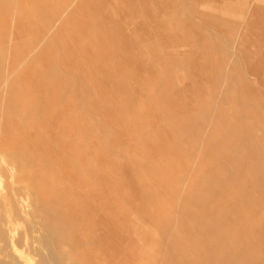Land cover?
Masks as SVG:
<instances>
[{"label": "rangeland", "instance_id": "1", "mask_svg": "<svg viewBox=\"0 0 264 264\" xmlns=\"http://www.w3.org/2000/svg\"><path fill=\"white\" fill-rule=\"evenodd\" d=\"M136 4L149 9L148 36L133 42L141 68L119 74L125 94L108 104L119 110L71 115L84 120L67 121L69 155L54 146L43 192L0 178V264H264V0ZM22 7L0 0V23L13 14L0 49L5 70L16 58L18 87L50 72L38 54L51 48L21 37L16 16L41 35L50 21L35 10V25ZM1 90L0 114L38 120L12 84Z\"/></svg>", "mask_w": 264, "mask_h": 264}, {"label": "crops", "instance_id": "2", "mask_svg": "<svg viewBox=\"0 0 264 264\" xmlns=\"http://www.w3.org/2000/svg\"><path fill=\"white\" fill-rule=\"evenodd\" d=\"M7 1L22 5L23 11L30 16L36 10L50 21L45 33L41 35L29 28L20 16L21 13L16 16V27L21 37H27L30 45L33 42L38 48L48 45L51 49L38 54L50 68L47 77L37 71L33 73L35 77L32 80L24 81L19 87L13 85L12 80L18 73L13 67L16 58L8 62L12 66L8 71L5 70L6 52L0 49V97L5 94L2 87L6 89L12 84L16 100L27 102L29 111L39 112L36 113L38 120L32 117L30 121L17 123L10 122L9 116L5 117L4 113L0 114V178L7 179L8 183L11 177L15 183L27 181L34 188L31 193L43 192L38 189L39 184L45 188L53 184L54 146H62L65 151L71 144L67 138L71 128L76 127L68 126L67 121L72 125L77 119L84 120L72 118L71 115L116 113L119 110L118 103L110 107L108 104L115 95L125 94L122 88H117L119 74L141 68L142 46L133 42L134 39L142 40L148 36V29H144L142 24L149 21V9L146 8L145 12L138 10L136 0H67L68 3L66 0H35L34 10L32 0ZM86 4L92 5V13L87 12L89 9ZM109 10L111 14H108ZM82 13L87 17L77 19ZM12 18L13 14L9 19ZM141 18L147 19L139 23ZM9 19L0 23L4 29L11 27ZM31 22L37 25L35 18ZM91 27L99 33L93 34ZM110 30L114 32L110 33ZM60 46L63 52L52 50ZM28 53L21 65L30 63L31 51ZM11 54L14 56L15 52ZM134 54L139 55L137 60ZM46 80L50 82L45 90L40 82ZM52 106L58 109L50 110ZM55 113H61L62 118ZM44 115L46 119L43 120ZM48 120L52 125L60 122L57 132L49 126ZM91 124L87 131H90ZM97 125L94 122V130ZM65 154L69 155V151H65ZM7 166L11 168L10 173L6 170ZM23 169H31L33 173L24 174Z\"/></svg>", "mask_w": 264, "mask_h": 264}, {"label": "bare ground", "instance_id": "3", "mask_svg": "<svg viewBox=\"0 0 264 264\" xmlns=\"http://www.w3.org/2000/svg\"><path fill=\"white\" fill-rule=\"evenodd\" d=\"M66 2H67V0H66ZM75 2V1H74ZM73 2V3H74ZM68 3V2H67ZM74 7V6H73ZM252 7V6H251ZM73 9V8H72ZM75 9V8H74ZM64 10V9H63ZM64 16V15H63ZM62 20V19H61ZM65 20V19H64ZM62 23V22H61ZM253 25V24H252ZM250 26V25H249ZM254 27V26H253ZM253 29V28H252ZM40 41H42V40H40ZM46 41H47V39H46ZM42 43V42H41ZM41 45V44H40ZM38 49V48H37ZM29 57H30V55H29ZM230 65V64H229ZM234 65V64H233ZM235 66V65H234ZM236 67V66H235ZM19 68V67H18ZM198 69V68H197ZM227 76V75H226ZM7 83V82H6ZM5 84V83H4ZM7 85V84H6ZM6 85H3V86H6ZM202 86V85H201ZM206 86V85H205ZM223 87L224 86H222V89H223ZM227 88H228V86H227ZM226 88V89H227ZM224 91V90H223ZM225 92H227V91H225ZM230 92V91H229ZM227 96V95H226ZM74 121V120H73ZM187 185V184H186ZM189 186H187L186 188H188ZM183 188H185V186L183 187ZM184 190V189H183ZM186 191V190H185ZM57 207V206H56ZM55 207V208H56ZM61 207V206H60ZM55 214V213H54ZM56 215V214H55ZM62 215V214H61ZM65 216V215H64ZM70 216L72 217V215H69V217H67L68 219L70 218ZM53 217V216H52ZM74 217V216H73ZM77 217V216H76ZM55 218V217H54ZM63 218V217H62ZM53 220H55V219H53ZM70 220H72V219H70ZM56 221V220H55ZM50 244V243H49ZM49 244H48V246H49ZM102 247V246H101ZM47 248V247H46ZM48 248H50V247H48ZM45 250V249H44ZM49 254H50V252H48ZM50 256V255H49ZM259 257H260V255H259ZM259 257H257V258H259ZM262 258V257H261ZM6 260V259H5ZM12 260L14 261V259L12 258ZM250 261H251V258L249 259ZM259 260V259H258ZM260 260H262V259H260ZM261 262V261H260ZM255 263H256V261H255ZM2 264H6V263H2ZM31 264H33L32 262H31ZM253 264V263H252Z\"/></svg>", "mask_w": 264, "mask_h": 264}]
</instances>
